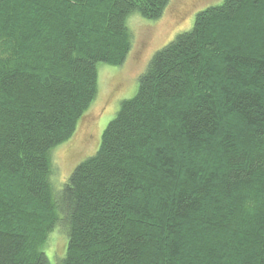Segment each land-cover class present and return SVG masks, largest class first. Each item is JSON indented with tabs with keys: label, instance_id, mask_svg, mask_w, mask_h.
<instances>
[{
	"label": "trees",
	"instance_id": "obj_1",
	"mask_svg": "<svg viewBox=\"0 0 264 264\" xmlns=\"http://www.w3.org/2000/svg\"><path fill=\"white\" fill-rule=\"evenodd\" d=\"M170 0H0V264H264V0H223L157 51L98 150L53 153Z\"/></svg>",
	"mask_w": 264,
	"mask_h": 264
},
{
	"label": "rangeland",
	"instance_id": "obj_2",
	"mask_svg": "<svg viewBox=\"0 0 264 264\" xmlns=\"http://www.w3.org/2000/svg\"><path fill=\"white\" fill-rule=\"evenodd\" d=\"M223 0H170L158 20H148L137 13L127 19L132 38V49L120 66L99 64L98 95L75 135L53 153L54 181L61 186L75 167L99 148L101 136L116 116L123 100L132 98L138 89L139 78L146 71L154 54L175 37L190 30L196 15ZM67 236L54 232L46 247L51 264H60L67 246Z\"/></svg>",
	"mask_w": 264,
	"mask_h": 264
}]
</instances>
